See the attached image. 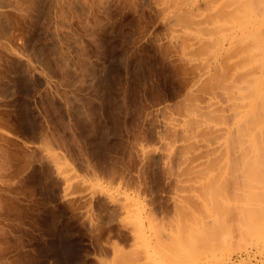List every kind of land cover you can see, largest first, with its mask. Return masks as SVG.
<instances>
[{"label": "rangeland", "instance_id": "rangeland-1", "mask_svg": "<svg viewBox=\"0 0 264 264\" xmlns=\"http://www.w3.org/2000/svg\"><path fill=\"white\" fill-rule=\"evenodd\" d=\"M263 96L264 0H0V264H264Z\"/></svg>", "mask_w": 264, "mask_h": 264}, {"label": "bare ground", "instance_id": "bare-ground-1", "mask_svg": "<svg viewBox=\"0 0 264 264\" xmlns=\"http://www.w3.org/2000/svg\"><path fill=\"white\" fill-rule=\"evenodd\" d=\"M261 88H263V87H261ZM262 91V90H261ZM262 93V92H261ZM263 95V94H262ZM264 97V96H263ZM263 149V148H262ZM264 151V150H263ZM260 153H262V152H260ZM259 157V159H260V162H261V154H260V156H258ZM258 157H256V159H258ZM253 163V162H252ZM262 163V162H261ZM255 164V163H254ZM257 165V164H256ZM255 165V166H256ZM250 166H252V165H250ZM258 166V165H257Z\"/></svg>", "mask_w": 264, "mask_h": 264}]
</instances>
